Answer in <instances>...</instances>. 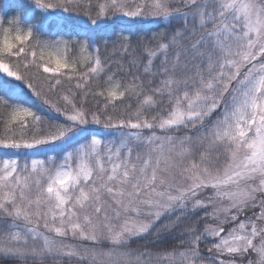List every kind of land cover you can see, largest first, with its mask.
<instances>
[{
	"label": "snow or ice",
	"instance_id": "6c2138e0",
	"mask_svg": "<svg viewBox=\"0 0 264 264\" xmlns=\"http://www.w3.org/2000/svg\"><path fill=\"white\" fill-rule=\"evenodd\" d=\"M0 128V264H264V0H25Z\"/></svg>",
	"mask_w": 264,
	"mask_h": 264
},
{
	"label": "trees",
	"instance_id": "16d2710c",
	"mask_svg": "<svg viewBox=\"0 0 264 264\" xmlns=\"http://www.w3.org/2000/svg\"><path fill=\"white\" fill-rule=\"evenodd\" d=\"M25 3V0H0V13L7 12L9 17L14 16L16 12L19 10V7ZM146 27L151 28L153 31L160 30L155 23H148ZM151 33H149L150 35ZM2 131V128H0ZM143 241H137L132 244L133 248L142 247Z\"/></svg>",
	"mask_w": 264,
	"mask_h": 264
}]
</instances>
